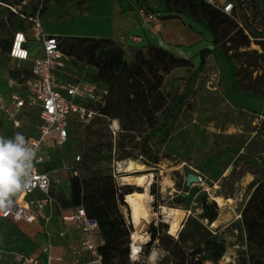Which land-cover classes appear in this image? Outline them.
<instances>
[{"label":"rangeland","instance_id":"rangeland-1","mask_svg":"<svg viewBox=\"0 0 264 264\" xmlns=\"http://www.w3.org/2000/svg\"><path fill=\"white\" fill-rule=\"evenodd\" d=\"M40 1L24 0L22 7H25L27 15H31L34 8L40 7ZM165 1L171 9L173 3L170 0ZM230 1L238 7L236 17L213 23L218 46H214L213 36L200 20H193L174 11L168 12L163 0L134 2L135 17L138 23H144L138 33L145 39L144 44L130 45L122 42L120 38L129 33L127 29L113 35L112 39L125 49L128 62L133 61L137 51L146 52L149 45L167 49L189 62L188 66L170 72L162 84L164 94L172 101V115L168 121L161 119V124L165 123L162 131L150 141L153 152L161 159L157 167H148L142 158L135 160L138 149H128L132 157L117 162L121 155L119 148H114L111 153L105 145L112 141L114 146H118L121 132L116 136L110 132L109 119L101 116L91 104L88 106H92L90 109L96 114L89 121H80L74 117L64 145L59 147L56 141L49 140L53 152L64 161V170L70 171L72 167H78L80 174H86V170L81 166L83 159L102 157L98 164L91 166V170L114 173V178L120 185H125L122 177L128 176V173L124 172L123 168L119 169L118 163L125 167L128 162H136L144 168L143 172L129 176L153 174L149 187L151 216L142 233L143 251L144 245L149 241L150 226L166 223L163 207L186 211L188 216L183 223L184 228L187 220L197 218L203 211L204 203L208 202L215 203L218 208V226H210V229L213 238L225 245L226 253L217 263L205 264H250L253 251L247 245L240 214L252 191L251 183L260 179L264 172V161H259L257 165L251 163L252 158L259 159L264 156V51L258 44L260 42H257L264 41V20L258 10L257 0H244L248 13L243 10L239 0ZM99 2L86 0L82 10L74 0H64L61 5L51 2L48 11L42 16L45 32L59 36L65 45L66 37L73 34L80 35L79 37L106 38L93 35L97 32L106 34L114 20V13L109 0H105L106 3L103 4L105 9L98 12ZM262 5L264 7V0ZM91 6L92 11L89 13ZM84 13H87V17L82 15ZM142 14H153L157 21L145 22ZM72 15L80 17L73 20L69 18ZM26 21L27 29L30 30L32 23L28 19ZM234 26L244 29L250 40L248 48L228 52L236 66L235 73L224 54L229 46L226 44V36ZM29 50L31 58L44 54L41 44H30ZM205 50L208 55L203 59L201 52ZM30 67V62L17 66L7 55L0 53V136L12 137L20 132L27 138L37 131V107L22 108L15 119L4 110L15 112L11 101L14 92L10 87L11 72ZM73 68L74 78L86 75L91 79L93 73H96L95 69L81 61L73 64ZM15 120L19 122V126ZM241 154L248 156L246 161L249 165L260 171L258 175L245 172L241 177L238 176L239 181H236L230 178V173ZM47 170L50 172L51 168L48 167ZM51 174V191L55 198L53 206L59 209L61 200L69 195L68 183L72 175ZM189 174H196L201 178V183L186 187ZM131 186L145 192L135 184ZM182 194L187 196L182 197L184 202L179 205L177 201ZM34 195L40 198L38 192ZM214 196L232 198L234 201L221 209L212 199ZM124 200L127 203L126 197ZM127 208L128 211L125 208L123 211L131 223L128 203ZM60 220L62 222V219ZM4 225L5 223L0 222V228ZM130 228L133 231V226ZM152 252L156 253L155 262L150 261ZM165 254L163 247L156 242L139 264H158Z\"/></svg>","mask_w":264,"mask_h":264},{"label":"trees","instance_id":"trees-1","mask_svg":"<svg viewBox=\"0 0 264 264\" xmlns=\"http://www.w3.org/2000/svg\"><path fill=\"white\" fill-rule=\"evenodd\" d=\"M74 1L81 10L86 4V0ZM133 1L137 2V0ZM170 1L173 3L171 9L168 8L167 1L163 0L168 12L174 11L193 20H200L204 28L213 36L214 46H218L213 23L227 20L231 16L215 9L204 0ZM257 1L258 10L264 20L263 0ZM23 2L24 0H0V53L7 55L10 60L15 33L29 31L26 19L29 20L38 12L42 18L51 2L61 5L64 0H41L40 7L34 8L31 15H27L25 7H22ZM12 8L16 9V12ZM66 38V45L61 38L60 40L64 51L73 58L72 64L76 65L81 61L95 69L96 73H93L90 78L103 83L108 89L103 103L94 105L95 107L91 106L96 108L101 116L108 118L111 125L113 121L119 124L120 130L117 133L121 132V138L118 146H114L113 142L109 141L105 145L106 148L111 153L114 148H119L121 155L117 158V162L132 157L128 149H138L139 153L135 160L142 158L148 167H157L161 159L153 152L150 141L162 131L165 123L161 124V119L168 121L172 115V101H169L164 94L162 84L170 72L188 66L189 62L155 45H149L146 52L137 51L133 61L128 62L125 49L112 38L79 36ZM226 39V44L229 46L224 54L235 73L236 66L233 64L232 57L228 56V52L248 48L249 36L244 33V29L234 26ZM257 42H260L258 44L264 51V41ZM207 55L208 51L201 52L203 59ZM12 62L17 66L23 64ZM31 76V67L11 72V80L22 87ZM111 125L110 132H112ZM247 158L248 156L244 154L239 155V161L230 173V178L239 181V177L245 172L258 175L260 170L255 169L254 166L251 167L246 161ZM101 159L102 157L84 158L81 166L87 173L83 175L80 174L78 167L70 169L72 177L68 183L69 195L61 200L59 209L72 211L83 207L87 216L99 224L100 236L104 241V244L99 247L103 263L116 264L115 256H119L120 261L127 264V262L130 263L129 245L132 224L122 213L121 207L128 211L124 197L132 193H144V191L133 188L132 184L120 185L112 172L92 171L91 166L98 164ZM257 159L252 158L251 163L257 165L259 161H264V156ZM75 172L77 175H74ZM250 187L252 191L241 211V221L246 233L247 245L253 251L250 264H264V172L260 179L251 183ZM49 195L52 200H55L51 190ZM177 202L179 205L184 202L182 196ZM218 215L215 203L205 202L202 213L197 218L187 220L177 239L168 234V224L151 225L149 241L144 245L143 256L149 254L151 248L158 242L166 253L158 264L217 263L226 253L225 245L213 238L210 229Z\"/></svg>","mask_w":264,"mask_h":264},{"label":"built area","instance_id":"built-area-1","mask_svg":"<svg viewBox=\"0 0 264 264\" xmlns=\"http://www.w3.org/2000/svg\"><path fill=\"white\" fill-rule=\"evenodd\" d=\"M204 1L226 15L236 17L238 7L230 0ZM239 1L243 10L248 13L244 0ZM12 10L16 12V9L12 8ZM143 17L145 22L157 21L153 14H143ZM29 20L33 24L29 31L15 33L10 58L17 63L30 62L32 76L24 87L19 86L13 80L10 81V87L14 90L11 101L15 112L3 109L12 119H15L18 112L26 106L38 108L40 121L38 134L27 138L36 150V157L33 161L31 184L25 191L13 198L14 203L10 209L6 210L7 215L0 212V218L14 222L33 223L37 220V214L53 203L49 195L52 186L50 173L40 170V167L49 161L43 154L48 141L54 139L59 147L64 145L73 118L76 117L80 121L91 120L96 112L88 105L103 103L108 89L103 83L89 79L86 75L74 78L72 75L74 72L73 58L64 51L60 37L45 32L40 12ZM130 39L137 40L133 37ZM30 44H41L44 54L41 57L31 58ZM15 123L19 126L18 121L15 120ZM111 130L116 136L120 130L117 121H113ZM74 175L77 173L75 172ZM36 191H40L43 197L34 198L33 194ZM62 220L64 223L79 226V242L73 253L75 258L78 260L85 258L84 264H104L103 257L99 253V247L104 244V241L100 236L98 222L90 219L83 207L63 215ZM142 253L143 245L139 243L137 250H134L131 241L129 245L130 263L139 264L143 258ZM33 263H35L34 259H21V264Z\"/></svg>","mask_w":264,"mask_h":264},{"label":"crops","instance_id":"crops-1","mask_svg":"<svg viewBox=\"0 0 264 264\" xmlns=\"http://www.w3.org/2000/svg\"><path fill=\"white\" fill-rule=\"evenodd\" d=\"M98 1L100 2L98 3L99 6L97 5V11L102 12L105 9V5L103 4L106 2L105 0H96V2ZM109 1L113 8L114 16L112 17H114V20L111 22L108 30H106L107 32L104 31L106 34L97 32L93 36L101 35L102 37L113 38L116 32L127 29L129 33L121 36L120 40L122 42L130 45L144 44L145 39L138 34L144 23H138L137 17H135V12L133 11L135 7L134 1ZM89 8V13H91L92 6ZM86 14L82 15L87 17ZM56 16L59 17V14ZM78 16L72 15L69 18L74 20ZM76 35L73 34L71 36ZM130 37L137 40L130 39ZM39 125L37 131L30 136L38 134ZM52 140L55 141L54 139ZM51 144L48 141L43 153L49 161L47 164L41 166L40 170L49 172L47 168L50 167L51 171L49 173L51 177V173H58L59 176L68 175V173L72 175L71 171L64 170L66 165L61 160V157L53 152L54 149ZM36 192L39 193L40 198L43 197L40 191ZM34 194L33 197L38 198ZM123 210L124 207H121L122 213H124ZM70 212L71 210L69 209H55L52 203L41 211L40 214H37V220L33 223L25 221L14 222L9 219L0 218V222L5 223L0 228V264H21V259H34L35 263L33 264H84L85 258L78 260L73 254L79 242V226L77 224L64 223L63 220L62 223L60 220L63 215ZM114 262L116 264H123L119 256H115Z\"/></svg>","mask_w":264,"mask_h":264},{"label":"bare ground","instance_id":"bare-ground-1","mask_svg":"<svg viewBox=\"0 0 264 264\" xmlns=\"http://www.w3.org/2000/svg\"><path fill=\"white\" fill-rule=\"evenodd\" d=\"M114 127L116 128V125ZM118 167L119 169L123 168V171L128 173V176L122 177L125 181V185L135 184L138 188L145 190L144 193H132L126 196V201L130 207L131 212V224L133 226V231L131 233L130 239L133 242V249L137 250L139 243H141L144 238L142 236V233L146 229L151 216L149 206L151 195L149 194V187L153 174L129 176V174L144 171V168L138 165L136 162H128L127 164H125V167H122V163H118ZM212 199L221 209H223L226 204H232L234 201L232 198L225 199L221 196H214L212 197ZM162 209L166 214L165 222L169 225V234L174 237H178L180 231L183 229V223L188 216V213L179 208L163 207ZM218 223V220L214 221L211 225L212 228L217 227ZM155 260L156 253L152 252L150 261L155 262Z\"/></svg>","mask_w":264,"mask_h":264},{"label":"clouds","instance_id":"clouds-1","mask_svg":"<svg viewBox=\"0 0 264 264\" xmlns=\"http://www.w3.org/2000/svg\"><path fill=\"white\" fill-rule=\"evenodd\" d=\"M35 157V148L22 133L0 136V212L4 215L13 205V198L31 184Z\"/></svg>","mask_w":264,"mask_h":264},{"label":"water","instance_id":"water-1","mask_svg":"<svg viewBox=\"0 0 264 264\" xmlns=\"http://www.w3.org/2000/svg\"><path fill=\"white\" fill-rule=\"evenodd\" d=\"M233 169H231L232 171ZM193 183H196V184H200L201 183V179L200 177H198L196 174H189L187 176V181H186V187H190ZM187 196L186 194H182V197H185Z\"/></svg>","mask_w":264,"mask_h":264},{"label":"snow or ice","instance_id":"snow-or-ice-1","mask_svg":"<svg viewBox=\"0 0 264 264\" xmlns=\"http://www.w3.org/2000/svg\"><path fill=\"white\" fill-rule=\"evenodd\" d=\"M20 54H22V53H20Z\"/></svg>","mask_w":264,"mask_h":264}]
</instances>
